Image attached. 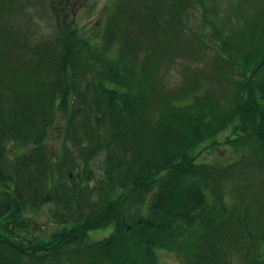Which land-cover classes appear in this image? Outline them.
Here are the masks:
<instances>
[{"label":"trees","instance_id":"trees-1","mask_svg":"<svg viewBox=\"0 0 264 264\" xmlns=\"http://www.w3.org/2000/svg\"><path fill=\"white\" fill-rule=\"evenodd\" d=\"M249 3L237 0L227 15ZM195 5L218 40L212 70L225 95L200 73L178 92L158 86V68L171 61L160 35L183 51L191 42L212 51L184 23ZM64 6L53 0L58 17ZM263 15L224 34L206 0H114L97 35L70 17L33 46L0 42V264H160L161 253L182 264H264L257 213L233 197L254 191L246 176L264 171ZM64 109L55 159L44 143ZM229 127L222 143L238 157L199 161ZM46 205L57 229L34 237L31 215ZM109 225L107 237L88 239Z\"/></svg>","mask_w":264,"mask_h":264},{"label":"rangeland","instance_id":"rangeland-1","mask_svg":"<svg viewBox=\"0 0 264 264\" xmlns=\"http://www.w3.org/2000/svg\"><path fill=\"white\" fill-rule=\"evenodd\" d=\"M36 1V2H35ZM0 0L6 9L0 10V42H9L15 44L16 38L21 37L26 39V43L29 46H33L34 41L41 38H51L53 32H57L60 29V25L63 24L62 20L67 18L74 21V24L78 25L85 34L87 35H97L100 31L98 28L99 18H103L104 10L107 5L114 0H65V6L62 10L68 11L69 17L57 16V13L53 11V0ZM39 1V2H38ZM244 8L246 1H250L249 11H244V9L239 11H233L231 15H227L228 7L233 4L236 5L237 0H206V6L211 8L214 5L216 14L219 15V19H222L226 25H223L220 20L214 19L218 24V28L223 26H230L233 29L238 30V28L245 29L244 27V17L248 18V22L251 19L259 18L264 13V0H240ZM32 5L37 7L33 8ZM8 10V11H4ZM59 11L58 9H56ZM214 18V17H213ZM264 18V15L261 17ZM260 18V19H261ZM23 20L19 23L16 20ZM207 19L210 20L211 16L208 14ZM259 19V20H260ZM28 20L29 23L24 25V21ZM202 21L201 8L195 5L188 11V15L184 19L186 23V28L195 34L204 36V41L211 47L209 52L208 49H202L199 44L188 45L186 50L180 49V44H172L171 40L164 35H160V41H156L157 49L164 52V59H170L171 61H165L159 70H157V83L158 86H162L164 91H179L184 88L190 80V82L197 80L199 73L200 80L210 82L213 92H218L225 95L227 92L224 89L227 85L226 82L222 81L218 75L212 70V66L215 60L214 50L219 48L218 40L215 37L214 30L208 25L200 24ZM67 22V21H66ZM240 29V30H242ZM226 34V30L223 31ZM14 34V35H13ZM19 34V35H18ZM188 34V30L186 31ZM12 35V37H11ZM15 36V37H14ZM17 36V37H16ZM27 37V38H26ZM11 38V40H10ZM14 38V40H13ZM192 39V36L187 35L185 38L186 42ZM27 40H30L29 42ZM174 41V40H173ZM172 41V42H173ZM175 42V41H174ZM173 42V43H174ZM180 42V41H179ZM194 43V42H193ZM172 44V45H171ZM3 46L0 43V48ZM159 46H162L160 49ZM146 49H153V43L145 44ZM192 51V54L190 52ZM163 63V62H161ZM160 63V65H161ZM221 77V76H220ZM205 90V89H204ZM67 120V111L57 110L55 113L54 123L50 127L48 132V137L45 140V148L47 153L57 159L60 157L61 143H62V130L65 128V123ZM232 127L227 128L225 131L217 136V142L221 145L216 146V148H209L200 151L198 154V160L204 162H213L218 164H226L229 161L235 160L238 154H235L230 147L224 145L222 142L224 139L231 135ZM103 159L97 158L91 162V166L95 172V176L99 179L101 176V165ZM253 172L252 175L246 176L249 179L251 185H249L254 191L248 193L238 192L233 196L238 203L243 206L247 205L249 210L256 214L257 223V234L256 237H260L262 232H264V171ZM95 177V178H96ZM230 187V185L228 184ZM236 204V202H235ZM245 204V205H244ZM49 205L44 206L41 210L33 213L31 215L32 221H34L33 229H31L30 235L36 237H42L51 233L57 229V226L53 223L50 218ZM113 226L109 225L103 229L90 230L88 232V239L90 241H98L102 238L107 237L112 232ZM160 264H182L178 259L170 254H159ZM240 264L241 261H238Z\"/></svg>","mask_w":264,"mask_h":264}]
</instances>
